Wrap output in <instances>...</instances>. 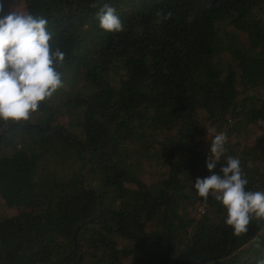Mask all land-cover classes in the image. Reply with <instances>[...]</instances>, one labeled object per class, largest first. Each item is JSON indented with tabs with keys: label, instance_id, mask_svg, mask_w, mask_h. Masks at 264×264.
<instances>
[{
	"label": "trees",
	"instance_id": "trees-1",
	"mask_svg": "<svg viewBox=\"0 0 264 264\" xmlns=\"http://www.w3.org/2000/svg\"><path fill=\"white\" fill-rule=\"evenodd\" d=\"M9 4L0 0L4 14ZM105 5L122 32L100 28ZM24 6L48 20L52 50L65 53L62 80L80 85L42 102L27 121L0 122V196L14 212L0 221V264L264 259V220L234 236L223 206L193 187L212 174L210 143L223 132L214 172L236 157L246 191L264 192V0ZM158 12L172 16L158 22ZM142 164L151 169L146 179Z\"/></svg>",
	"mask_w": 264,
	"mask_h": 264
},
{
	"label": "clouds",
	"instance_id": "clouds-1",
	"mask_svg": "<svg viewBox=\"0 0 264 264\" xmlns=\"http://www.w3.org/2000/svg\"><path fill=\"white\" fill-rule=\"evenodd\" d=\"M172 13H157L158 22L168 20ZM100 28L105 33L124 30L116 9L105 5L97 12ZM43 16L10 10L4 14L0 5V122L27 121L42 102L50 99L63 87L61 74L56 70L65 60L59 48L52 50V34ZM215 132V130H213ZM226 133L214 135L206 161L209 173L196 178V194L205 201L211 196L226 211L225 224L234 236L248 232L252 220H264V192L246 191L248 180L242 172L240 160L229 156L220 174L214 169L226 151ZM256 247L260 243L253 238ZM258 264H264V259Z\"/></svg>",
	"mask_w": 264,
	"mask_h": 264
},
{
	"label": "rangeland",
	"instance_id": "rangeland-1",
	"mask_svg": "<svg viewBox=\"0 0 264 264\" xmlns=\"http://www.w3.org/2000/svg\"><path fill=\"white\" fill-rule=\"evenodd\" d=\"M12 9L19 11V12H24V9H25L24 0H10V4L7 7L6 14ZM261 18H263L264 20V14L261 16ZM224 62H225V59L221 60V63H224ZM62 81H63V87H61L60 89L57 90L56 93H54V95L52 96L54 99L58 96L67 95V94L74 92L77 88H79V85H80L78 83L77 78H73L70 76H67ZM141 171H143V173H141L140 176H142L143 174V179H146L147 177L151 176V172H148V171H151V169H149L145 164L141 165ZM12 216H14V212L6 207L4 200L0 196V221L9 219V217H12Z\"/></svg>",
	"mask_w": 264,
	"mask_h": 264
},
{
	"label": "water",
	"instance_id": "water-1",
	"mask_svg": "<svg viewBox=\"0 0 264 264\" xmlns=\"http://www.w3.org/2000/svg\"><path fill=\"white\" fill-rule=\"evenodd\" d=\"M87 172V171H86ZM85 172V173H86ZM84 173V174H85ZM79 185H81V183H79ZM102 215V202H101V200L99 199V216H101ZM91 221H93V219H91V220H89V221H87L85 224H88V223H90ZM85 224H82V225H80L79 227H77V229L75 230V235H76V233L85 225ZM75 237V236H74ZM74 240H75V238H73Z\"/></svg>",
	"mask_w": 264,
	"mask_h": 264
}]
</instances>
